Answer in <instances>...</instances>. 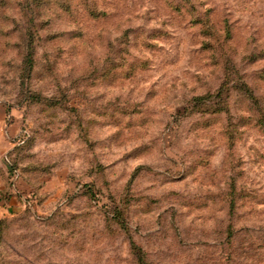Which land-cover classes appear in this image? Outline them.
Returning a JSON list of instances; mask_svg holds the SVG:
<instances>
[{"label": "rangeland", "instance_id": "1", "mask_svg": "<svg viewBox=\"0 0 264 264\" xmlns=\"http://www.w3.org/2000/svg\"><path fill=\"white\" fill-rule=\"evenodd\" d=\"M148 2L141 13L145 0H0V121L5 143L16 145L0 157V264H264V31L236 15L257 0ZM153 21L159 27L149 28ZM182 59L170 82L162 77L135 98L154 69ZM177 83L191 96L181 93L186 107L169 113ZM157 124L166 150L184 154L182 166L157 160L163 171L124 167L111 179L117 162L106 165L107 156ZM57 125L58 139L46 143L75 130L92 154L82 179L63 165L26 163L36 127ZM111 128L107 141L91 139ZM154 151L150 138L120 163ZM189 182L226 188L154 194ZM65 185L72 192H61ZM61 196L73 211L46 214Z\"/></svg>", "mask_w": 264, "mask_h": 264}, {"label": "clouds", "instance_id": "2", "mask_svg": "<svg viewBox=\"0 0 264 264\" xmlns=\"http://www.w3.org/2000/svg\"><path fill=\"white\" fill-rule=\"evenodd\" d=\"M225 0H208V2L205 4V8H210L213 6V4L222 6ZM234 0H227V3L233 4ZM153 7L151 3L148 2V0H145L144 7L141 9V13L147 11L148 8ZM109 11H113V9H109ZM203 11V10H202ZM255 11L256 15L253 16L250 14V12ZM237 16H243L244 20L248 22L249 24H255L256 27L260 28L262 31H264V19H261V16H264V4H260L259 0H257L256 7L253 8L250 6L249 12H237ZM164 17H161L163 19ZM235 18V17H233ZM136 25L143 24L142 20H137ZM149 28L151 27H159L158 21H153L151 25H148ZM194 31V30H193ZM246 35L249 34V32L245 33ZM115 36H119L120 33L116 32L114 34ZM261 44H264V39L261 40ZM198 47L199 45H195ZM190 47L189 45L185 44V48ZM115 58V57H114ZM184 60H181V64L177 66L176 69L173 68H167L164 67L162 64L159 66L158 69H154V71L151 73V79H148L145 83L141 84L138 89H136V99H140L143 97L144 92H146L154 82L159 81L162 77H165V82H170L171 77L173 75L178 74L177 69L185 67ZM125 71L128 69L125 68ZM67 75V72L65 73ZM186 79V78H182ZM134 85H127L124 88L114 91L109 95V99H114L116 96H124L128 93V90L130 88H133ZM103 91V90H99ZM176 93V100L172 101L171 106L168 108L169 113H173V111L182 112L184 108L186 107L184 101H182L179 96L181 93H187L189 96H191V93L188 92L187 89H182L179 86V83H177V87L172 90ZM94 95L97 93H93ZM198 95L204 94V89H200V92L197 93ZM171 95V92L169 93ZM51 98V97H49ZM4 99V97L0 96V100ZM13 115L19 116V113H13ZM131 119V118H129ZM170 120L171 117H168ZM29 126H32V121L29 119ZM36 132L39 133V137L37 139V145L35 148L32 149V153L35 156L34 160L27 161L26 163H32V164H42L47 166H56V165H63L64 168H68L69 171H73L77 174V179H82L83 177L80 176V172L87 169L90 165L86 163V160L90 159L92 154L87 153L86 146L79 141L78 139V133L75 132L71 138V140H61L59 143H46L45 141L49 138H57L59 133L62 132L61 126H53L50 133L45 132L44 129L40 126H37L35 129ZM118 129L111 128L106 129L104 133L100 136H92L91 139L93 140H99V141H107L109 138L113 136L114 133H116ZM171 131V129H169ZM166 135L164 131L163 124H157L155 125L154 129L150 132L149 137H145L139 140L136 139H129L126 144H124L119 149L114 150V154H110L107 156V158L103 161L106 165L111 164L113 161L117 162V167L115 170L114 175H112L111 179L115 180L122 169L124 167L128 168V171L131 172L137 167L141 165H153L154 167H158L160 171H163V167H160V165L155 164L154 161H159L160 164L165 166H182L183 162V153L179 151H167L166 145L163 142V136ZM30 138V137H29ZM152 139L153 142L156 143V151L151 156L144 157L141 159L131 160L128 165H124L120 163V160L122 157H130L135 155L138 151L141 150L142 146L148 142L149 139ZM27 141L26 140H20L17 143L20 146H23ZM189 142H186L188 144ZM199 144L206 143L205 141H199L194 142ZM16 145L13 144H7L4 140V132H3V122L0 121V157L3 155V151H7L10 148L15 147ZM259 146V145H258ZM57 171H60V167L56 168ZM186 170V169H185ZM125 183L124 180L120 181V186H122ZM176 187L178 191L182 192L185 196L195 197V196H201L203 193L212 192L217 193L221 189L226 188V184H221L219 188L214 187H201L199 183H186L185 185H177V186H166L163 188H157L155 190L154 194H162L169 191L170 188ZM61 192H72L71 185H65L61 188ZM74 194V193H73ZM66 204V200L63 196H61L57 201H54L48 206V211L46 214H51L54 211L59 210L64 212H71L73 209L65 208L64 205ZM166 206V205H165ZM264 207V206H262ZM220 217L224 216V213H219ZM213 225L210 224V227ZM119 245H114L112 252L115 253L118 251ZM108 253H105L107 255ZM127 253L125 252V255ZM85 259H89L88 257H85Z\"/></svg>", "mask_w": 264, "mask_h": 264}, {"label": "crops", "instance_id": "3", "mask_svg": "<svg viewBox=\"0 0 264 264\" xmlns=\"http://www.w3.org/2000/svg\"><path fill=\"white\" fill-rule=\"evenodd\" d=\"M3 188H4V184L3 181L0 179V210L3 208V204H4V198L2 196L3 193ZM14 199V198H13Z\"/></svg>", "mask_w": 264, "mask_h": 264}, {"label": "trees", "instance_id": "4", "mask_svg": "<svg viewBox=\"0 0 264 264\" xmlns=\"http://www.w3.org/2000/svg\"><path fill=\"white\" fill-rule=\"evenodd\" d=\"M28 63H29V60H28Z\"/></svg>", "mask_w": 264, "mask_h": 264}]
</instances>
